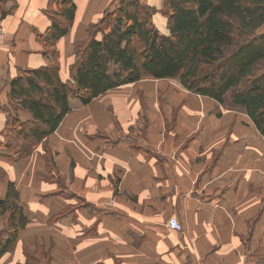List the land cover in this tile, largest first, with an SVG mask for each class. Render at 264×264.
<instances>
[{"label": "crops", "instance_id": "obj_1", "mask_svg": "<svg viewBox=\"0 0 264 264\" xmlns=\"http://www.w3.org/2000/svg\"><path fill=\"white\" fill-rule=\"evenodd\" d=\"M114 1L73 0V22L55 44L62 81L74 44ZM48 2L11 0L0 13V132L9 80L52 62L38 40L50 27ZM209 101L176 80L145 78L86 105L70 99L47 139L51 171L41 146L21 162L0 150V200L11 184L27 219L0 264H28L42 249L49 264H264V138L245 114H211ZM170 217L180 231L168 228ZM10 231L0 215V233Z\"/></svg>", "mask_w": 264, "mask_h": 264}, {"label": "trees", "instance_id": "obj_2", "mask_svg": "<svg viewBox=\"0 0 264 264\" xmlns=\"http://www.w3.org/2000/svg\"><path fill=\"white\" fill-rule=\"evenodd\" d=\"M162 2L167 34L152 23L151 7L140 0H120L113 11L87 27L86 39L74 44L68 80L62 81L55 44L70 28L75 5L73 0H49L44 13L50 27L38 40L52 62L18 69L8 82L7 117L0 132L5 159L21 162L41 146L51 171L54 163L47 139L69 112L70 99L86 105L111 89L145 78L173 79L218 106L240 108L264 138V32L259 31L264 25V0ZM0 11L2 16L8 13ZM97 24L107 30L100 38L98 31L90 32ZM19 112L30 119L21 120ZM16 201L18 194L9 184L5 200H0V215L6 216L11 231L6 237L0 233V257L27 223ZM66 214L62 211L49 221ZM44 259L49 264L48 253Z\"/></svg>", "mask_w": 264, "mask_h": 264}, {"label": "rangeland", "instance_id": "obj_3", "mask_svg": "<svg viewBox=\"0 0 264 264\" xmlns=\"http://www.w3.org/2000/svg\"><path fill=\"white\" fill-rule=\"evenodd\" d=\"M9 1H11V0H0V10H2L3 12H9V7L12 5V3H8ZM115 3L113 4V8L111 7V8H109V9H106L104 12H103V14H102V16H101V18L105 15V13H106V11L108 12V11H113L115 8H116V6L119 4V2H120V0H116V1H114ZM159 4H160V0H151V2H150V5L152 6L151 7V10H152V12H153V15H152V23L154 24V26L158 29V31L161 33V34H164V31H166V27H165V22H166V18L165 17H163L162 15H161V13H160V10L159 11H156L157 10V8L159 7ZM54 9H56V8H54ZM112 9V10H111ZM0 13H1V11H0ZM8 14V13H7ZM6 14V15H7ZM1 15H2V13H1ZM5 15V16H6ZM5 16H1V17H5ZM154 16V17H153ZM100 18V19H101ZM99 21V19L97 20V22ZM96 22V23H97ZM165 28V29H164ZM95 31H98L99 33L97 34L98 35V37L100 38L101 37V34H102V32H106L107 30H105V28H104V24H102V25H96V26H93L91 29H90V32H92V33H94ZM86 38H87V34H86ZM85 38V39H86ZM82 40H84V39H82ZM82 40H79L78 42H80V41H82ZM74 49V48H73ZM73 54V53H72ZM209 105H210V113L211 114H213V115H215V116H218V115H229V116H235V117H238V116H240V115H243L244 113H243V111L240 109V108H236V107H231V106H229V104H226V105H223V106H215V104L213 103V102H210L209 101ZM172 112V114L173 113H175L176 111H171ZM231 130L232 129H230V130H228V133L230 134V132H231ZM228 137H229V135H228ZM3 142V138H2V136H0V143H2ZM227 143H228V141H227ZM224 146H225V144H224ZM42 148V147H41ZM0 150H2V152H6V151H4V149L2 148V147H0ZM43 150V149H42ZM223 150V147H221V148H216V149H212V153H211V167H213L217 162V159H218V157L220 156V154H221V151ZM12 162V161H11ZM1 172L2 171H0V174H1ZM46 177H48V178H51V177H49V176H46ZM53 180H56L55 178H52ZM1 180V179H0ZM62 180V179H61ZM63 181V180H62ZM62 185H64V184H62ZM64 188H65V190H66V192H68L67 191V189H66V187H65V185L62 187V190H64ZM61 194V196H64L63 194H64V192H61L60 193ZM18 203H19V199H18V201H16V204L18 205ZM19 207H21L22 208V206H21V204L19 203ZM74 206L73 205H70V206H68L67 207V209H65L63 212L64 213H70V212H73L74 211ZM90 210V209H89ZM58 214V213H57ZM61 219V218H60ZM56 220V219H55ZM55 220H53V221H55ZM59 220V219H58ZM53 221H51L52 223H53ZM36 254H33V253H31L32 254V259L28 262V264H48V262H47V260H45L44 259V257H45V254H46V252L42 249L41 251H37V252H35ZM35 255V256H34ZM34 256V257H33ZM49 256V255H48Z\"/></svg>", "mask_w": 264, "mask_h": 264}, {"label": "built area", "instance_id": "obj_4", "mask_svg": "<svg viewBox=\"0 0 264 264\" xmlns=\"http://www.w3.org/2000/svg\"><path fill=\"white\" fill-rule=\"evenodd\" d=\"M2 34V31L0 32ZM1 40V38H0ZM168 228L173 231H180L181 225L179 224L178 220L175 217H170L167 221Z\"/></svg>", "mask_w": 264, "mask_h": 264}]
</instances>
